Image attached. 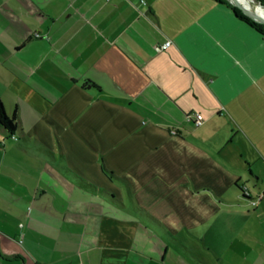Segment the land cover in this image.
Returning a JSON list of instances; mask_svg holds the SVG:
<instances>
[{
    "label": "crops",
    "instance_id": "obj_1",
    "mask_svg": "<svg viewBox=\"0 0 264 264\" xmlns=\"http://www.w3.org/2000/svg\"><path fill=\"white\" fill-rule=\"evenodd\" d=\"M0 98V264H209L196 218L264 264V35L229 5L0 0Z\"/></svg>",
    "mask_w": 264,
    "mask_h": 264
},
{
    "label": "rangeland",
    "instance_id": "obj_2",
    "mask_svg": "<svg viewBox=\"0 0 264 264\" xmlns=\"http://www.w3.org/2000/svg\"><path fill=\"white\" fill-rule=\"evenodd\" d=\"M229 1V0H228ZM241 1V0H240ZM230 2V1H229ZM254 2L258 5H261L260 2L254 0ZM233 4V3H232ZM236 6V5H235ZM258 10L260 11H264V8H259ZM262 17L264 15H261ZM245 188H247L250 192L251 191H255L253 186H250L247 184L244 185ZM241 194H239L238 196H228L229 199H240L241 198ZM249 207H253L254 204L252 202H250ZM234 206V205H233ZM207 229L204 228L202 226V220L199 221L196 219H194L193 221H191V223L187 222L186 225L184 226L183 229L181 230H177L176 233V237L177 238H182L184 239V241L186 242V245L193 251L195 252L198 256H200L201 258H203L205 261H207L209 264H222L218 257L216 256L215 253H210L205 245V240L206 242L209 244V241L211 240L210 237L207 238L205 237V233H207ZM245 235V234H244ZM202 237H204L205 240H202Z\"/></svg>",
    "mask_w": 264,
    "mask_h": 264
},
{
    "label": "trees",
    "instance_id": "obj_3",
    "mask_svg": "<svg viewBox=\"0 0 264 264\" xmlns=\"http://www.w3.org/2000/svg\"><path fill=\"white\" fill-rule=\"evenodd\" d=\"M218 1L229 5L241 19L248 22L250 25H252L255 29H257L260 33L264 35V23L258 22L255 19H253L251 16L246 15L240 8H238L228 0H218ZM256 1L260 2L264 6V0H256ZM241 3L247 9L255 10V9L263 8L260 5L256 4L255 2L254 4H252L251 0H241ZM18 125L19 124H18L17 115L16 114L9 115L5 109L2 99L0 98V130L6 132V134L8 135H13L18 129ZM241 191L245 198L248 199L251 198L249 195H246L244 193L243 186L241 187Z\"/></svg>",
    "mask_w": 264,
    "mask_h": 264
},
{
    "label": "built area",
    "instance_id": "obj_4",
    "mask_svg": "<svg viewBox=\"0 0 264 264\" xmlns=\"http://www.w3.org/2000/svg\"><path fill=\"white\" fill-rule=\"evenodd\" d=\"M171 44H172V41L171 40H167L165 43L158 45L157 49L159 51H162V50L168 48ZM187 117H188V120L194 122V124L197 125V126L201 125L203 123V121H204V117L200 113L189 114ZM13 137H14V135H13ZM244 193L246 195L251 196L250 195L251 194L250 191L247 188H245V187H244ZM261 198H262V195H259V196L255 197V198L251 199V202L254 205H257Z\"/></svg>",
    "mask_w": 264,
    "mask_h": 264
},
{
    "label": "water",
    "instance_id": "obj_5",
    "mask_svg": "<svg viewBox=\"0 0 264 264\" xmlns=\"http://www.w3.org/2000/svg\"><path fill=\"white\" fill-rule=\"evenodd\" d=\"M231 3L236 5L238 8H240L246 15L251 16L253 19H255L258 22L264 23V17L262 16H257L254 13L248 11L245 7H243L240 3L234 1V0H229ZM252 4H254V0H251ZM261 7L264 8V6L261 4Z\"/></svg>",
    "mask_w": 264,
    "mask_h": 264
},
{
    "label": "bare ground",
    "instance_id": "obj_6",
    "mask_svg": "<svg viewBox=\"0 0 264 264\" xmlns=\"http://www.w3.org/2000/svg\"><path fill=\"white\" fill-rule=\"evenodd\" d=\"M234 1L240 3V4L243 6V4L241 3L240 0H234ZM243 7H244V6H243ZM245 8H246V7H245ZM246 9H247V8H246ZM247 10L250 11V12H252V13H254V14L257 15V16L264 15V11H260V10H258V9H255V10H253V9H247ZM263 17H264V16H263Z\"/></svg>",
    "mask_w": 264,
    "mask_h": 264
}]
</instances>
